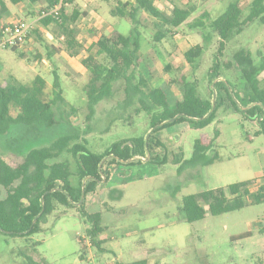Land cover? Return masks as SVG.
Instances as JSON below:
<instances>
[{
	"label": "rangeland",
	"instance_id": "rangeland-1",
	"mask_svg": "<svg viewBox=\"0 0 264 264\" xmlns=\"http://www.w3.org/2000/svg\"><path fill=\"white\" fill-rule=\"evenodd\" d=\"M118 1L65 3L69 14L75 8L87 14L77 23L79 40L85 50L73 58L65 51L53 49H63L55 35V26L45 27L39 22L38 15L47 0H24L18 5L0 0V34L4 27L20 22L32 25L35 31L20 46L19 52L0 47V81L22 85L41 76L51 89L57 73L63 95L70 103V107L56 108L59 124L51 129L14 127L0 137V153L6 161L20 162L28 151L52 146L65 134L78 136L70 142V147L86 141L89 150L103 153L116 142L145 135L147 139L152 132L147 115L137 114V100L128 101L124 83H117L113 97L100 102L93 117L88 118L83 88L91 75L82 61L94 43L110 36L114 30L124 35L133 30L129 20L112 14ZM233 1L237 0H158L157 7L166 16L172 15L174 6L195 9L192 17L179 28L167 24L162 17L141 14V52L149 57L152 66L151 84L165 89L173 105L182 97L184 79L195 82L198 95L213 103L217 96L215 83L219 80L230 81L239 92L247 90L246 79L234 68L227 71L222 67V79L212 83L207 77L220 41L210 23ZM239 1L248 14L253 0ZM197 20L203 25L196 23ZM194 23V27L189 26ZM158 33L166 37L156 41ZM197 45L203 47V53L196 64L190 65L185 52ZM240 49L250 50L256 63H261L264 23L255 20L246 25L243 32L227 44L222 60L231 58ZM20 52L26 54L24 59ZM93 53L96 55V49ZM98 57L103 59V56ZM71 104L78 109L74 114L67 113L71 111ZM217 129L221 136L215 151L222 160L208 167L186 168L185 162L193 155L195 140L202 134L212 135ZM258 130L257 124L248 121L243 114L222 107L212 124L204 129L185 123L158 132L156 136L164 146L161 160L163 154L167 157L162 166L128 169L131 172L127 171L125 177L117 176L108 185L100 183L97 194L88 196L85 202L90 213L102 215L104 230L99 239L103 240L104 251L92 245L88 225L75 208L59 207L44 220L42 231L30 237H10L0 232V264H131L141 260H147L148 264H264V203L248 204L241 210L219 216L207 215L196 223H188L181 211L186 195L244 181H252L253 186L264 183V136L257 135ZM59 160L75 166L69 151ZM147 161L149 159L144 163ZM181 167H185L183 172L179 171ZM73 182L77 185L78 178H73ZM115 189L123 192L121 200L111 199V191ZM246 232H251L252 236L232 240L233 236ZM82 255H85L84 260Z\"/></svg>",
	"mask_w": 264,
	"mask_h": 264
},
{
	"label": "trees",
	"instance_id": "trees-1",
	"mask_svg": "<svg viewBox=\"0 0 264 264\" xmlns=\"http://www.w3.org/2000/svg\"><path fill=\"white\" fill-rule=\"evenodd\" d=\"M10 1L14 5L24 2ZM157 2L158 0H119L112 14L129 20L133 30L129 35L114 30L110 36L94 43L89 49V55L82 61L91 75L83 88L87 97L88 118L93 117L100 102L113 97L117 83H124L128 101L137 100L139 103L137 114L144 112L149 118L152 130L150 137L146 139L145 135L130 138L127 142L119 141L99 153L89 150L86 141L70 147V142L78 139V136L65 134L52 146L28 151L20 162L6 161L0 153V232L6 236L30 237L42 231L44 220L59 207L75 208L88 225L87 234L91 237L92 245L104 251L103 240L99 239L104 230L102 215L90 213L85 202L88 196L97 194L100 183L105 182L104 185H108L117 176L125 177L127 171L134 167L162 166L167 157L163 154L164 159L161 160V148L164 146L156 136L158 132L185 123L199 125V128L204 129L216 119L219 109L229 107L235 113L243 114L248 121L255 122L259 128L257 135L264 136V56L258 64L250 50L240 49L231 58L222 60L227 44L241 34L246 25L255 20L264 23V0H253L248 14H245L239 0L233 1L222 15L210 23L220 41L207 74L209 83L222 79V67L227 71L234 68L246 79L247 90L239 92L230 81L219 80L215 83L217 96L213 103L209 98L198 95L195 82L184 79L181 84L182 97L174 105L165 89L151 84L152 66L149 64V57L141 52L140 16L145 12L151 17H162L167 24L179 28L192 17L195 9L174 6L172 15L166 16L158 9ZM59 3L60 0H47V5L38 15L39 22L45 27L55 26V35L61 40L63 49H53L56 52L65 51L74 58L85 50L79 40L77 23L81 18L87 17V14L76 8L69 14L67 5L73 3V0H65L59 13H52V9ZM196 23L203 25L199 20ZM189 26L194 27L195 23ZM33 32L34 29L27 41ZM165 37V34L158 33L155 39L160 41ZM19 48L20 46L6 49L19 52ZM94 49L96 55L93 53ZM202 53L203 47L197 45L185 52V58L190 65H194ZM19 55L23 59L26 57L22 52ZM98 56H103V59L100 60ZM51 89L41 76L22 85L3 84L0 81V137L11 132L14 127L38 126L51 129L57 126L59 121L56 108L70 107L69 101L63 95L57 73ZM210 93L213 98L211 88ZM71 107L68 114H74L78 110L72 104ZM220 136L221 132L217 129L212 135L202 134L197 138L193 155L185 162V167H208L222 160L215 151ZM65 151L73 155L74 167L68 161L59 160ZM148 157L149 161L144 163ZM185 167H181L179 171L183 172ZM75 177L78 178L77 185L73 182ZM253 185L252 181H244L225 188L186 195L182 199L181 211L188 223H196L207 215L219 216L241 210L248 204H263L264 183ZM111 192L112 200H121V190L115 189ZM251 236V232H246L233 236L232 240L239 241ZM81 257L84 260L85 255ZM131 264H148V261L141 260Z\"/></svg>",
	"mask_w": 264,
	"mask_h": 264
},
{
	"label": "built area",
	"instance_id": "built-area-1",
	"mask_svg": "<svg viewBox=\"0 0 264 264\" xmlns=\"http://www.w3.org/2000/svg\"><path fill=\"white\" fill-rule=\"evenodd\" d=\"M64 2L65 0H60V3L52 9V13L58 14ZM32 29V25L26 22L4 27L0 36V47L6 49L25 44Z\"/></svg>",
	"mask_w": 264,
	"mask_h": 264
},
{
	"label": "water",
	"instance_id": "water-1",
	"mask_svg": "<svg viewBox=\"0 0 264 264\" xmlns=\"http://www.w3.org/2000/svg\"><path fill=\"white\" fill-rule=\"evenodd\" d=\"M172 121H174V120H172ZM150 135H151V133H150V134H148V137H147V139L150 137ZM149 157H150V156H149ZM149 157H148L147 159H149ZM36 220H37V219H36ZM36 220H35V221H36Z\"/></svg>",
	"mask_w": 264,
	"mask_h": 264
}]
</instances>
